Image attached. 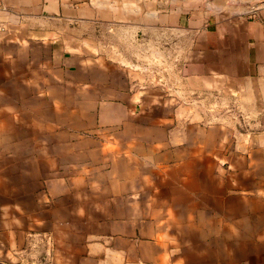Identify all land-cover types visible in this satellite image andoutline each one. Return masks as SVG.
<instances>
[{"label":"rangeland","instance_id":"374dc122","mask_svg":"<svg viewBox=\"0 0 264 264\" xmlns=\"http://www.w3.org/2000/svg\"><path fill=\"white\" fill-rule=\"evenodd\" d=\"M55 1L0 25V264H225L212 226L185 231L190 216L219 233L229 204L199 190L206 210L190 212L171 181L196 149L199 184L212 167L239 211L247 199L264 210V86L244 71L195 72L214 39L190 21L208 0ZM70 52L86 70L66 72ZM70 159L90 169L82 202L61 184ZM80 205L86 221L53 222ZM232 254L264 264V240Z\"/></svg>","mask_w":264,"mask_h":264},{"label":"crops","instance_id":"0c3cea01","mask_svg":"<svg viewBox=\"0 0 264 264\" xmlns=\"http://www.w3.org/2000/svg\"><path fill=\"white\" fill-rule=\"evenodd\" d=\"M93 1H95V4H104L102 1ZM206 2L201 12L199 9L198 12H193L190 26L199 32L201 40L210 36L214 40L211 49L205 53V60L199 59L197 61L195 72L197 73L201 69L199 67L201 64H205L208 70L216 74H221V67H224L228 75L227 78L235 80L241 76L238 73L244 71L247 79L264 86V0H208ZM47 9L50 12L58 10V2L55 0H0V25L3 27L6 22H15L24 15L40 17ZM104 9V7L99 8V10ZM80 10L79 8L78 12ZM82 11L84 12L82 15H89L92 9L83 8ZM77 14L81 15V13H74V15ZM150 16L155 18L156 15L150 14ZM201 17L205 18L201 19ZM212 26H215L213 33L209 30ZM119 33H121L123 39L132 35V32L129 33L128 29H123ZM52 44L54 45L55 42ZM69 54V57H65V55L60 57L61 63H66L69 67L66 72H77L79 74L83 69H87L85 65L89 64L88 60L83 56L76 55V53L70 52ZM182 55L180 54V56ZM199 152L196 149L190 151L192 158L185 159L184 167H181L175 173L171 181L172 185L180 186L186 192V207L190 212H196L199 208L206 210L207 205L197 201L195 194L199 190L202 192L205 190L210 191L217 195L219 197L217 204L226 205L228 203L229 205L222 208L220 224H223V229L219 233H216L215 228L217 220H211L205 224L199 217L188 216V229L185 234L205 238L209 236L205 232L207 226H212V229L215 230L214 233L218 236L217 239L220 241L219 246L224 250V263L240 264L241 259L232 254V251H235L239 245H243V242L247 243L250 240L257 239L264 240V210H258L257 203L249 202V199H247L243 202L246 203V206L248 203L250 204L251 207H248V212L239 211L235 204L225 198L228 190L232 187L223 179H216L212 167H209L208 171L205 170L201 175L202 181L204 180L206 184H199V174L192 170L201 160ZM177 159H183V157L178 155ZM208 165H211L210 162H208ZM65 170L61 174L70 177L67 181H61L62 186L68 185L67 191L75 192L79 201L87 200V192L92 189L93 184L89 178L90 169L83 164H79L78 159H73V161L70 159ZM183 176H187L184 181L182 180ZM156 205L159 204L156 203ZM72 216L79 217L82 222L86 221V216H89L87 206H71L69 209L67 208L65 217L53 222L70 223L72 219L68 217ZM229 222L234 224L235 229ZM251 223H253V227H250L249 224Z\"/></svg>","mask_w":264,"mask_h":264}]
</instances>
